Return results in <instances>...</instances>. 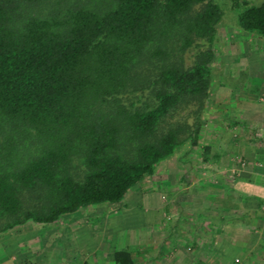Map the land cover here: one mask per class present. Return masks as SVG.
Wrapping results in <instances>:
<instances>
[{"label":"trees","instance_id":"trees-1","mask_svg":"<svg viewBox=\"0 0 264 264\" xmlns=\"http://www.w3.org/2000/svg\"><path fill=\"white\" fill-rule=\"evenodd\" d=\"M24 2L0 0V231L121 204L156 163L187 154L221 16L212 0H85L28 16ZM233 4L237 25L264 38V0ZM197 40L204 54L186 66L179 53ZM111 255L135 264L127 248Z\"/></svg>","mask_w":264,"mask_h":264},{"label":"rangeland","instance_id":"rangeland-1","mask_svg":"<svg viewBox=\"0 0 264 264\" xmlns=\"http://www.w3.org/2000/svg\"><path fill=\"white\" fill-rule=\"evenodd\" d=\"M212 1L219 6L221 16L215 25L214 39L211 44L213 55L209 61V88L205 100V108L200 115L201 124L198 142L184 156L181 157L179 152H174L166 156L164 160H160V163H156L155 165L158 166H156L151 175L145 178L152 177L151 187L147 188L145 192L147 193L146 196L152 195L153 200L145 199L146 196L143 194L135 205H131V208L134 206L137 208L136 215L141 219L144 216H150L154 211H160V209L161 213L163 207L164 210L157 222L159 229L173 223L178 216H182L183 212L188 213L185 217L187 219L184 221L185 226H193L192 220L199 219L198 215H202V211L203 214L207 212V201L211 199L212 195L217 197L225 193V188L230 191L227 186L232 182L231 177L238 175L236 174L238 172L229 169L232 159L226 156V152H232L233 147L236 150L235 141L243 138L242 140L248 142V157L242 156V158L251 159L255 162H259L262 159V165L258 166V169L264 171V38L243 30L237 25L236 15L241 7L237 8L233 4V0ZM245 1L255 4L260 2V0ZM79 4L84 5L85 0H29L28 4L24 2L19 7H22V13L28 16L35 15V13L42 14L52 9H62L63 12L65 8L73 9L76 7L75 5ZM204 48L205 46L201 45L200 40L186 47L183 52L179 53L184 65L187 66L202 57ZM251 108L256 109L255 111L261 114L257 117L250 116L248 111L249 109L251 111ZM177 110L178 112L173 113L174 117H182L188 112V106L186 109L179 107ZM188 119L190 121L191 117H188ZM171 120L173 119L167 118L166 121ZM210 133H214L217 136L216 141L210 136ZM206 144H211L209 145L210 150L213 149L215 151L216 149V151H220L219 156L221 157L216 159L215 162L212 161L207 167L200 166L198 171L189 170V174L187 173V177H185L188 180L176 185L174 180L181 167H186L193 161L199 164L202 162L201 151ZM230 154H232L231 156L235 155L233 152ZM242 161L245 163V160ZM255 165L257 164L255 163ZM166 167H169L168 172L164 171ZM255 175L257 174L255 173ZM258 177L264 178V176L260 175ZM161 180H163L162 183H160ZM139 188L140 192L144 191V187ZM236 197H238V194ZM143 200H148L150 205ZM186 201H189V203ZM118 204H109V202L88 204L79 207L75 211L63 213L51 222H29L20 228L14 226L11 229L3 230V233H5L2 234L4 239L0 237V243L2 244L0 249L4 248L2 254L3 252H15L18 242L24 246L26 245L25 247H27L28 251L33 248L37 252L39 250L37 247L45 241L51 240V236L62 239L61 230L71 228L72 233L69 231L65 234L68 242L62 248L66 256L70 254L71 264H82L83 259L92 261L91 264H112L109 258V249H111L113 243L117 248H128L126 246H130L131 232L134 229L126 221L130 216L128 214L129 210ZM107 205L117 207L115 217H118V219L112 226L115 229L113 234L106 229L108 226L105 220L106 214L103 213L102 216L99 215L100 217L97 214H93L98 207H106ZM89 208H93L94 211L89 210ZM260 211L247 209L249 216L247 220H244L247 223V227H243L245 234L241 231L235 232L236 236L234 237L243 239L242 242L244 241L252 253L244 256V254L240 255L239 252H235L234 249H231V251L227 250L228 254L232 253L231 258L236 263L246 259L257 261L264 258V213ZM220 213L222 215L217 213L214 218L217 223L219 221L218 216L225 214L224 212ZM206 214L205 217H207ZM176 215L177 217H175ZM129 219L130 221L132 220V218ZM204 219L200 218L199 223V228L203 229V231L205 230V224H201V222ZM134 226L137 227L138 225ZM216 234H218L216 239L220 241L219 233ZM99 235L103 236V239ZM154 235L159 241L158 243H160L162 238L158 230H155ZM260 235L262 236L260 237ZM75 236L80 237L82 241L78 243ZM98 237L108 248L103 249V247L97 246ZM207 237L205 233L201 235V240L206 243ZM167 240L168 246L163 249L165 251L158 250L157 245L159 244L153 243L154 246L148 247L144 255L136 257L137 261L135 264H175L176 256H174L175 251L172 248L175 238L171 237ZM30 242L31 244H29ZM64 242L65 240H62V244ZM4 243L5 246L3 245ZM108 243L112 245H108ZM186 246V244L182 245L185 254L190 255L191 251H196V248L191 250L189 247L186 248ZM199 249L198 253H202V247ZM156 251L159 252L158 259L151 256ZM213 253H210L209 256ZM234 256L237 257L234 258ZM27 259V261H23V259L20 261L21 263L23 262L22 264H29L31 259ZM32 263L33 261H31Z\"/></svg>","mask_w":264,"mask_h":264},{"label":"crops","instance_id":"crops-1","mask_svg":"<svg viewBox=\"0 0 264 264\" xmlns=\"http://www.w3.org/2000/svg\"><path fill=\"white\" fill-rule=\"evenodd\" d=\"M255 110L256 109L254 108L253 109L251 108V111L249 109L248 113L250 114V116L257 117L259 116V114H261V113H257V111ZM210 136L215 141L217 140V136H215L214 133L213 134L210 133ZM242 139H240L239 141H235L236 143L235 145L237 146V148L236 150L234 147L232 148V152L235 154V155L233 154L234 156H231L232 155L230 154L232 153L231 151H229V153L226 152V156L229 158L231 157L232 159L231 161L232 164L229 167V169L231 171L235 170L238 172L236 173L238 175H233L231 177L232 182L230 183L229 186H227L229 187L230 191H228L225 188L226 190L225 193L220 194L217 197L216 196L213 197L212 195L211 199L209 198L210 200L207 201L208 202L207 204L208 208L206 210L207 212H204L203 214V211H202V215H198L199 219L192 220V223H194L192 224L193 226L191 225L190 227L185 226L184 221L185 219H187L185 217L187 216L188 213L183 212L182 216H178V217L177 215L175 216L177 218L173 223H170L169 225H165L161 227V229H159L158 228L159 225L157 222L159 221L161 213L164 210L163 207H162L161 213H160L161 209L158 212L153 210L154 213H152L150 216H147V217L144 216V218L142 219L136 215L137 208L135 206L131 208V205H135L143 194L144 196H146L147 193L145 191L147 188L151 187L152 177L149 176L147 179L145 178L148 175H151V173L155 170L156 166L158 165H154L153 170L150 174L143 177L140 181L136 182L128 189L124 199H122V202L119 205H121V207L125 209H128L129 210L128 214H130V216L129 215L128 216L129 218H132L131 221L129 218L126 219V221L134 227V229L131 232V243L129 244L130 246H126V247H128L127 249L131 252L135 263L137 261L136 257L138 255H142V254L144 255L145 250L148 249V247H152L154 246L155 243L159 242L154 235L155 230H158V233L160 234L162 238L160 243H158L160 245V248H159V245H157L158 250L161 249L162 251H165L163 249H166L168 246L167 239L171 237H173V239L175 238V240L173 241L174 245L172 244L173 246L172 248L175 251L174 256H176L175 264H215V263L217 264H264V258L261 260H257V261H254V260L249 261L246 259L244 261H240L239 263H236L231 258L232 253L231 254L227 253V250L231 251V249H234V251L239 252L240 255L244 254V256H246L247 254L249 255L252 254L250 252L251 249L247 247L244 241L242 242L243 239L234 237L236 236L235 232L241 231L242 233L245 234L243 227H247L246 226L247 223H245L244 220H247L249 216L247 209L250 208L252 210L253 209L259 210V211L261 210L264 213V210H262L263 209L262 206L264 205V202H262V199L264 201V178L258 177V175L264 176V171H261L260 169H258V166L262 165V162H261L262 159H260L259 162L258 161L255 162L251 159L247 160L245 158H242V156L248 157L247 156L248 142ZM208 145H211V144H208ZM231 146H233V144H231ZM220 153L221 152L216 151V149L215 151L213 149L210 150V147H209L206 160H203L201 157L202 162L200 164L193 161L188 166L181 167L180 172H178L177 177L174 180L176 185L177 184L179 185V183H184L185 180H188V178H185V177H187V173L189 174V170L198 171L200 166L207 167L208 165L211 164L212 161L215 162L216 159L221 157L219 156ZM261 155L263 154L261 153ZM235 159L237 160L233 161ZM162 160H164V158ZM242 160H245V163ZM161 161H159V163ZM255 163L257 165H255ZM164 171L168 172L169 167H166ZM255 173L257 175H255ZM162 182L163 180L160 181V183ZM139 187H144V191L140 192ZM237 194H238V197H236ZM148 198L150 199L149 201L153 200L152 195L145 197V199H148ZM143 201L145 203H149L148 205H150V202H148V200H143ZM186 202L189 203V201H186ZM110 203H113V202H109V204ZM216 207L218 208L219 211L217 210ZM116 208H117L116 206L113 207L111 205H107L106 207H98L93 213L94 215L97 214L98 216L99 215L102 216L103 213L106 214L105 220L108 224L106 229L112 232V234H113V231L115 230L112 226L114 222L117 221L118 219V217L117 218L115 217V214L117 212ZM89 210L94 211L93 208L91 209L89 208ZM216 211L220 215H222L220 212L225 213L223 214V216H218L219 218L218 223L214 219L215 215L217 214ZM131 213L133 214L131 215ZM205 213H207L206 214L207 217H205ZM200 218H205L201 222V224L202 223L205 224L204 231L203 229L199 228ZM263 220H264V214H263ZM29 222L31 221H27L23 224L16 225L17 226L16 228H20L24 224H28ZM136 224L138 225L137 227L134 226ZM69 231L72 233L71 228H64L61 230L62 235H63L62 239H59L56 236H51L50 237L51 240H47L43 244H40L37 247L39 248L37 252H35L36 251L35 249L30 248L29 251L31 252L29 253V251L27 250V247H25L26 245L24 246L20 242H18L19 244L16 245L15 252H11V253L3 252L2 254V251L4 248H1L0 249L1 250L0 264H22L23 262L21 263L20 260L23 259V261H27L28 260L27 258L31 259L29 264H31V261H33L32 264H71L70 254L66 256V253H64L62 249L63 246H66V242H68L67 238L65 237V234H67V232ZM3 232L4 231H0V237L2 239H4L2 234H5ZM205 233L208 236L206 239V243H204L201 240V235ZM216 233H219L220 241L216 239L217 238L216 235H218ZM262 235H260V237ZM75 237L78 243L82 241L80 237H77V236ZM99 237L103 239V236L99 235ZM99 237L97 239L98 240L97 246L103 247V249L108 248L106 247L107 245H105L104 243L100 241ZM62 240H65L63 244H62ZM29 244H31V242ZM109 244L111 243H108V245ZM183 244H186L187 245L186 248L189 247L191 250L196 248V251L192 252L190 250L191 251L190 255L185 254L182 248ZM3 245L5 246V243ZM0 246L2 247L1 243H0ZM200 247H202V253H198L200 250L199 249ZM116 248L117 247L113 243L111 249H109V254H110L109 258L112 264H114V262H113L111 253ZM213 251L215 252L213 253ZM22 253H25V254H22ZM158 253L159 252L156 251L151 256H153V258L158 259ZM210 253H213V254L209 256ZM235 257L237 256H234V258ZM83 262H85L86 264L92 263V261L90 262L88 259H83Z\"/></svg>","mask_w":264,"mask_h":264},{"label":"built area","instance_id":"built-area-1","mask_svg":"<svg viewBox=\"0 0 264 264\" xmlns=\"http://www.w3.org/2000/svg\"><path fill=\"white\" fill-rule=\"evenodd\" d=\"M262 207H263V209H264V205H263Z\"/></svg>","mask_w":264,"mask_h":264}]
</instances>
